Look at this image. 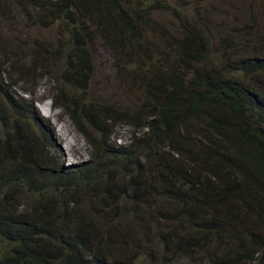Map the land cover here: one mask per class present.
Wrapping results in <instances>:
<instances>
[{
    "label": "trees",
    "instance_id": "16d2710c",
    "mask_svg": "<svg viewBox=\"0 0 264 264\" xmlns=\"http://www.w3.org/2000/svg\"><path fill=\"white\" fill-rule=\"evenodd\" d=\"M178 1L0 0L47 29L0 59V264H264V0ZM96 39L124 104L89 93ZM12 72L51 79L88 161L46 154Z\"/></svg>",
    "mask_w": 264,
    "mask_h": 264
},
{
    "label": "rangeland",
    "instance_id": "374dc122",
    "mask_svg": "<svg viewBox=\"0 0 264 264\" xmlns=\"http://www.w3.org/2000/svg\"><path fill=\"white\" fill-rule=\"evenodd\" d=\"M175 1L179 3L178 0ZM215 5L216 11L221 12L223 4L219 2ZM177 9L180 10L181 8L177 7ZM173 14L162 15L167 28H169L168 22L173 19ZM204 14L205 18H202L203 23L210 22L211 16H207V11H204ZM53 29L58 31L59 28L58 26H54ZM0 36V59L4 57V54L5 56L10 54L9 51L12 48L7 46L10 44V40H15L20 45L22 52L19 55L24 54L27 56L30 51L28 45L31 42V38L41 36L44 42L47 41V29H44L43 26L37 27L34 24L31 25L30 23H25L24 26L20 24L19 26L16 21L7 24L2 21V15L0 14ZM96 45L98 47L97 62L99 64V72L95 75V79L89 87V93L92 94L95 92L100 95H110L113 100L124 104L127 99L123 96L124 92L118 87V79L113 75L112 55L98 39H96ZM13 53L16 52L13 51ZM6 67L9 68V63ZM11 75L13 79L9 85L12 87L11 84L14 82L12 87L13 96L23 97L33 104L32 108H27L26 110L20 105L17 106L22 109H20L19 121L25 128L29 129L37 137H40V142L46 154L48 151L50 157H56L65 167L77 166L88 161L93 152V148L78 131L66 110L63 107L55 106L51 79L47 75H42L40 78L37 77L35 79L31 78L30 80L18 77L13 72ZM0 118L8 121L11 120L6 114L1 115ZM47 126L51 131L47 129ZM35 135L33 136L37 138ZM44 137L46 139L45 141ZM131 138V127L121 124L113 129L110 141L116 143V147L119 148L121 145L129 142ZM114 167L116 168L115 165ZM1 248L2 244L0 243V253ZM139 262L140 260L138 259L137 263Z\"/></svg>",
    "mask_w": 264,
    "mask_h": 264
},
{
    "label": "bare ground",
    "instance_id": "6f19581e",
    "mask_svg": "<svg viewBox=\"0 0 264 264\" xmlns=\"http://www.w3.org/2000/svg\"><path fill=\"white\" fill-rule=\"evenodd\" d=\"M73 142V141H72ZM69 143V142H68ZM70 144V143H69Z\"/></svg>",
    "mask_w": 264,
    "mask_h": 264
}]
</instances>
